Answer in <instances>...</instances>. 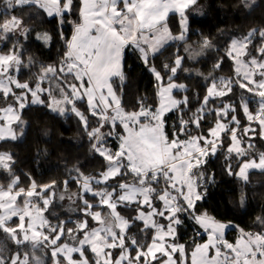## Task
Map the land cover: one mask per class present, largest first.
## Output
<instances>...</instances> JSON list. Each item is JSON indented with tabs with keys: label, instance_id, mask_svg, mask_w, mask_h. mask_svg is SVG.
I'll return each mask as SVG.
<instances>
[{
	"label": "snow or ice",
	"instance_id": "1",
	"mask_svg": "<svg viewBox=\"0 0 264 264\" xmlns=\"http://www.w3.org/2000/svg\"><path fill=\"white\" fill-rule=\"evenodd\" d=\"M197 4L0 0V142L20 139L24 110L42 107L74 116L101 162L93 174L70 170L58 187L18 174L15 157L0 152V264H264V216L256 218L258 231L239 229L229 242L225 232L235 225L201 211L215 183L206 167L211 158L222 155L225 172L244 182L250 170L264 173V151L255 143L264 141V27L232 38L209 75L184 67L213 48L207 39L158 69L155 60L171 42L187 43L188 12ZM239 6L250 12L256 2ZM18 12L57 18L61 29L73 25L70 38L57 30L64 53L56 64L26 57L31 30ZM170 14L179 17L175 34ZM35 39L50 45L52 35ZM128 49L158 87L157 103L141 98L132 111L115 87L126 79ZM225 60L233 75L216 76ZM23 70L29 80L21 79ZM182 72L198 78L197 90L180 82ZM187 224L190 244L180 236ZM202 233L206 240L198 242Z\"/></svg>",
	"mask_w": 264,
	"mask_h": 264
},
{
	"label": "trees",
	"instance_id": "2",
	"mask_svg": "<svg viewBox=\"0 0 264 264\" xmlns=\"http://www.w3.org/2000/svg\"><path fill=\"white\" fill-rule=\"evenodd\" d=\"M252 2H256V6L249 12L239 6L240 0H198L196 7L188 12L187 43L176 41L169 44L155 60L157 68H161L164 63H171L178 50L184 56H187L184 48L190 47L199 51L202 41L207 39L213 48L206 50V54L199 57L197 62L187 60L184 67L193 73H212L214 62L223 55L232 38L242 37L253 28L264 27V0ZM4 11L0 7V14ZM17 14L22 16L24 24L31 30L24 43L26 57L32 56L44 64H56L64 53L63 40L57 35V30L61 29L56 22L57 18L33 12ZM178 20V15L169 18L174 34L178 31ZM61 30L65 37L70 38L73 25L66 22ZM43 33L52 35L50 45H44L42 41L35 39L37 34ZM5 48V45L0 44V51ZM124 64L126 79L122 83L117 79L115 87L125 109L134 110L141 98L149 104L157 103L158 97L155 93L158 87L154 76L130 49L125 51ZM214 74L224 77L233 75L231 62L225 60L223 70ZM20 77L23 80L30 79L27 70H23ZM179 78L190 89L197 90L198 78L187 79L183 72L179 74ZM22 118L26 122L23 136L14 142H0V152H9L15 157V170L18 174L30 173L41 184L56 181L59 187L69 171L76 167H80L85 174L100 170V159L91 154L90 142L74 116L60 117L45 108L33 106L24 110ZM256 141L259 143L257 149L264 151V141ZM223 165V156L218 155L211 158L206 166L208 173L215 174V183L207 187L206 197L201 202V211L206 210L217 220L235 225L228 228L225 235L229 242H234L239 229L259 230L256 218L264 216V173L251 171L248 181L244 182L228 175ZM2 179L3 176L0 175V180ZM241 195L245 198L243 205L240 203ZM193 235L192 225L187 224L180 231L181 242L190 244ZM197 239L198 242H204L206 234L202 233Z\"/></svg>",
	"mask_w": 264,
	"mask_h": 264
},
{
	"label": "rangeland",
	"instance_id": "3",
	"mask_svg": "<svg viewBox=\"0 0 264 264\" xmlns=\"http://www.w3.org/2000/svg\"><path fill=\"white\" fill-rule=\"evenodd\" d=\"M201 14H202V13H201ZM202 15H203V14H202ZM24 126H25V125H24ZM24 126H23V127H24ZM255 143H256L257 145L259 144V143H257V141H255ZM260 150H261V149H258V151H260ZM251 171H254V170H250L249 173H250ZM256 171H259V170H256ZM73 191H75V190H73ZM226 232H227V230H226ZM226 232H225V235H226ZM201 235H202V234H201Z\"/></svg>",
	"mask_w": 264,
	"mask_h": 264
},
{
	"label": "crops",
	"instance_id": "4",
	"mask_svg": "<svg viewBox=\"0 0 264 264\" xmlns=\"http://www.w3.org/2000/svg\"><path fill=\"white\" fill-rule=\"evenodd\" d=\"M195 7H196V6H195ZM195 10H197V8H195ZM172 15H178V14H170V17H171ZM170 17H169V18H170ZM171 43H173V42H171ZM171 43H170V44H171Z\"/></svg>",
	"mask_w": 264,
	"mask_h": 264
}]
</instances>
